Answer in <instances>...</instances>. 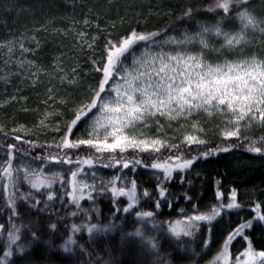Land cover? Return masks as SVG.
Instances as JSON below:
<instances>
[{
	"label": "snow or ice",
	"instance_id": "1",
	"mask_svg": "<svg viewBox=\"0 0 264 264\" xmlns=\"http://www.w3.org/2000/svg\"><path fill=\"white\" fill-rule=\"evenodd\" d=\"M204 11L214 14L215 22H198L196 32L185 31L180 38L168 35L174 26L156 31L132 27L115 37L108 33L103 55L99 60L91 61L93 71L100 78L95 87L88 89L86 96L73 104L72 118L59 121L64 124V134L59 141L37 144L33 140L25 141L23 136L16 134L13 140L21 142L20 147L15 142L6 144L5 159L0 164V200L8 216L7 228L5 223H0V236L6 241L0 264H37L31 249L41 240L42 229L31 219L27 224L16 221H23L33 209L38 213L41 206L44 210L50 208L52 202L58 199L57 184L65 190L76 209L70 215L77 217L79 212L85 213V221L73 222L69 227L70 234L60 246L68 253L73 252L74 247L87 252L89 259L78 264H112L110 260L99 257L94 262L91 259L94 254L79 243L77 235L86 232L89 239L95 242L97 235L121 227L115 220L126 219L129 215L134 217L133 231L124 232L123 236L138 238L139 243L150 252L158 254L160 243L157 235L149 234L146 229H150L151 233H170L177 241L184 238L190 241L198 233L203 236L202 226L208 232V238L200 241L204 256L211 251L209 246L212 244L214 222L218 223L224 214L232 210L243 208L236 188L230 190L226 200L224 192L218 187L216 203L206 210L193 203L190 212L181 209L180 218L174 221L161 222L155 210L141 208L142 199L145 203L150 202L154 209H160L162 204L171 208L166 182L174 174L191 169L197 160L229 153L242 143L248 153L258 154L264 159V50L249 51L257 36L264 45V11L256 10L255 0H214ZM183 16L195 19L191 8H186ZM99 19V16L95 21L85 18L82 23L85 26L94 24L97 30L106 31L101 29ZM120 22L123 24L124 19L121 18ZM115 26L113 22L112 27ZM67 31L75 29L65 30V34ZM75 35L78 45H86L94 51L98 35L86 30H80ZM211 40L221 42L220 47L217 48ZM39 48L40 41L35 35L27 33L0 41V56L8 69L0 80L7 83L11 75H22L36 84L40 82L41 74H54L61 85L78 84L77 67L65 68L60 56L54 58L51 74L30 59L29 55L34 56ZM212 54H215V59ZM47 92L43 103L52 111L45 110L38 126H51L60 131L57 122L49 118L62 116L56 105H66L68 100L58 98L54 88H48ZM209 119L218 121L217 134L222 143L201 151V146L208 144L207 132L202 125ZM161 120L165 123L162 124ZM173 122L177 124L173 131L178 132V136H168L165 131V126L172 128ZM78 125H86L84 135L73 138V130ZM257 129L260 131L258 136L249 135ZM20 130H25V135L31 133L25 125L11 131L17 133ZM0 133L8 136L2 126ZM24 144L29 149H47V154L39 157L40 167L33 168L31 163L24 162L28 156V151L23 149ZM193 146H196L195 155L191 154ZM82 149L90 154L81 157L78 153ZM97 162L105 168H116L118 174L107 180L100 179L97 183L93 170ZM65 165L68 166L67 179ZM85 165L89 168L88 172ZM138 167L159 170L154 197L148 189H139L134 179L126 180L123 170L133 171ZM89 174L91 183L88 182ZM22 181L28 185L29 191H21ZM36 194L44 195V200ZM105 194L113 203L110 209L113 218L107 223H93L92 216L82 208L81 202L87 199L95 203L97 196ZM121 197L127 201L123 207L119 206ZM185 199L193 200L187 194ZM22 203L27 205L23 211ZM95 211L99 215V209ZM252 211L254 215L250 219H243L228 232L219 252L209 264H264V248L257 249L251 236L246 234L254 228H260L264 234V195L255 202ZM48 227L53 231L57 229L55 223H49ZM237 238L242 239L246 246L234 257L232 245ZM197 255L192 250V256ZM139 264H149V261L142 260ZM162 264L171 262L164 261Z\"/></svg>",
	"mask_w": 264,
	"mask_h": 264
},
{
	"label": "trees",
	"instance_id": "2",
	"mask_svg": "<svg viewBox=\"0 0 264 264\" xmlns=\"http://www.w3.org/2000/svg\"><path fill=\"white\" fill-rule=\"evenodd\" d=\"M213 2L214 0H0V41L19 37L23 33H27L29 36L35 35L40 41V48L34 56L29 55L30 59H34L37 64L42 65L51 74L54 58L60 56L65 68L76 66L79 73V82L76 85H67L66 83L61 85L54 74H41L40 82L36 84H32L30 79L22 75H11L10 82L7 83L0 80V126L3 127L5 133H8L7 137L0 133V164L5 159L6 144L15 142L18 148L20 147L21 142L13 140L16 134L23 136L25 141L33 140L37 144H52L59 141L64 134V124L59 121L61 119L68 121L72 118L73 104L78 103L81 98L86 96L88 89L95 87L100 78L99 74L93 71L91 61L99 60L103 55V45L108 33H112V36L115 37L127 32L132 27L138 30L156 31L174 26L168 35L180 38L185 31L196 32L198 22H215L214 14L204 11ZM141 3H143V13L138 7ZM186 8L193 10L194 20L183 16ZM255 8L258 12L264 11V0H255ZM136 14L141 15L138 17ZM97 16L100 17L101 29H106V31L97 30L94 24L85 26L82 23L85 18L95 21ZM121 18L124 19L123 24L120 22ZM113 22H115V28L112 27ZM72 28L75 31H67L65 34V30ZM80 30L98 35L99 39L95 42L94 51L89 50L86 45H78L75 33ZM210 42L214 43L217 48L220 47L221 42L215 40ZM32 46L34 47V45ZM253 50L257 52L264 50L261 40L254 41L253 48L249 51ZM17 57H19V53H17ZM212 58H216L215 54H212ZM2 61L3 57L0 56V76L8 71ZM48 88H54L58 98L64 97L68 100L66 105H56L62 116L57 115L49 118L57 122L60 131H55L51 126L47 128L38 126L45 110L52 111L48 105L43 103L48 95ZM13 96L16 97L15 100L11 99ZM217 124L218 121L210 119L203 121L202 126L206 129L208 144L201 146V151L222 143L221 138L217 137ZM20 125H25L26 129L31 130V133L25 135V130H20L17 133L11 131L13 128H19ZM176 127V122H173L172 128H168L166 125L167 135L178 136L179 133L173 131ZM85 128L86 125H78L77 129L73 130V138L83 135ZM259 134L258 129L252 133L255 136ZM23 149L28 151L24 162L31 163L36 168L40 167L39 157L46 155L47 149L39 147L29 149L27 144L23 145ZM78 154L83 157L90 153L82 149ZM191 154H196V146H193ZM20 159L18 153L17 160ZM67 168L68 166L65 165V179L68 175ZM93 170L96 172L97 183L100 179L107 180L114 174H118L116 168L102 167L99 162ZM85 171H89L87 165H85ZM158 171L143 167H138L133 171L123 170L127 181L134 179L139 189H148L153 197L157 191L156 173ZM160 179L162 180V175ZM88 182H92L90 174ZM20 187L21 191H29L28 185L23 181ZM166 187L170 193L171 208L162 204L160 209H154L150 202L145 203L144 199L141 201V208L155 210L157 218L161 222L180 218V210L185 209L190 212L193 203L199 205L201 210H206L209 205L216 203L218 187L220 191L224 192L226 200L230 190L236 188L243 208L232 210L224 214L218 223L214 222L212 244L209 246L211 251L206 256H204L203 246L200 243L201 239L208 238L205 227H201L203 236L198 233L196 238L190 241L187 238L177 241L168 233H151L150 229H146L149 234H155L159 239L161 250L156 254L141 245L138 238L123 236L124 232L133 231L132 220L134 217L129 215L126 219L115 220V223L121 227L109 233L97 235L95 242L89 239L86 232L77 235L79 243L83 244L88 252L94 254L91 259L95 262L99 257L103 260H110L112 264H139L142 260L149 261V264H162L164 261H170L171 264H193V261L195 264H209V261L219 252L228 232L243 219H250L254 215L252 207L264 195V159L260 158L258 154L248 153L242 143L229 153H220L217 156L197 160L191 169L174 174L173 178L166 182ZM55 189L58 199L52 202L50 208L44 210L41 206L38 213L33 209L23 221L18 219L16 222L27 224L28 219H31L42 229L41 240L31 249L32 258L36 260L37 264H78V262L89 259L87 252H81L78 247H74L73 252L68 253L64 252L60 246L70 234V225L73 222L85 221V213L79 212L77 217H72L70 213L76 209L68 200L65 190L59 184L55 186ZM185 194L191 196L193 200H186ZM36 195L42 201L45 198L42 194ZM126 202V199L120 198L119 206H125ZM81 206L92 216L93 223H101L113 218L110 212L113 203L107 194L97 196L95 203L85 199L81 202ZM26 207L27 205L22 203L21 210L23 211V208ZM96 209H99V215H97ZM118 215L122 216L123 214ZM7 216L8 212L3 206V201L0 200V223H5L6 228ZM49 223L57 225L56 231L48 227ZM246 234L251 236L257 249L264 248V234L260 228H254ZM5 244L6 241L0 236V255L5 250ZM245 246L246 243L240 238L233 241V256L235 257ZM192 250H195L198 255L192 256Z\"/></svg>",
	"mask_w": 264,
	"mask_h": 264
},
{
	"label": "rangeland",
	"instance_id": "3",
	"mask_svg": "<svg viewBox=\"0 0 264 264\" xmlns=\"http://www.w3.org/2000/svg\"><path fill=\"white\" fill-rule=\"evenodd\" d=\"M130 1H135V0H130ZM140 1V0H139ZM143 3H141L138 7H139V10H140V12L141 13H143V5H142ZM138 17H140V15L141 14H136ZM261 40V38L260 37H256L255 39H254V41L255 40ZM219 42V41H218ZM161 123L163 124V123H165V121L164 120H161ZM254 132H256V130H253V132H251V133H249V135H252V133H254ZM84 135V134H83ZM83 135H81V136H83ZM217 137L218 138H220V136L217 134ZM31 166L33 167V168H36L35 166H33L32 164H31ZM121 198H124V197H121ZM124 199H126V198H124ZM109 220H105V221H103V222H101V223H107ZM170 236H171V234L170 233H168ZM172 237V236H171Z\"/></svg>",
	"mask_w": 264,
	"mask_h": 264
}]
</instances>
